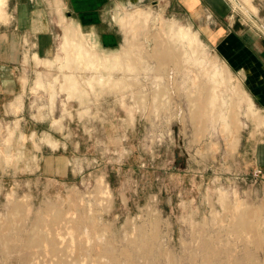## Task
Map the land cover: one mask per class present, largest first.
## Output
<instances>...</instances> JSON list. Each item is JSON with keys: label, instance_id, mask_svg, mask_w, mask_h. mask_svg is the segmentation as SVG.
<instances>
[{"label": "rangeland", "instance_id": "rangeland-1", "mask_svg": "<svg viewBox=\"0 0 264 264\" xmlns=\"http://www.w3.org/2000/svg\"><path fill=\"white\" fill-rule=\"evenodd\" d=\"M133 1L111 8L119 45L94 32L93 50L113 53L83 60L62 51L66 23L79 24L64 14L52 12L51 50L0 21V264H264V120L248 115L242 72L184 14ZM227 1L234 27L264 37V0H251L253 17ZM180 26L200 45L167 40ZM97 58L100 72L84 68ZM224 63L232 82L212 112L209 70ZM229 109L243 123L236 143L219 116Z\"/></svg>", "mask_w": 264, "mask_h": 264}, {"label": "crops", "instance_id": "crops-1", "mask_svg": "<svg viewBox=\"0 0 264 264\" xmlns=\"http://www.w3.org/2000/svg\"><path fill=\"white\" fill-rule=\"evenodd\" d=\"M162 1L167 8L187 16L189 23L196 26L199 34L227 60L230 67L242 72L243 82L253 95L255 99L252 98L253 101L259 109L261 107L264 110V37L250 28L234 27L232 9L227 0ZM131 2L134 3L133 0ZM123 3L125 7L130 6L127 0H6L4 6L7 14H4V19L0 21H6L9 17V21L14 23L13 29H5L7 34L13 35L18 32L21 38L28 32L39 34L40 48L51 50L49 24L52 12L57 17L64 14L67 19H73L79 24L66 23V33L62 37V51L65 54H75L77 52L75 40L80 38V40L84 39V44L83 50L81 48L79 52L88 54L86 48L95 44L96 38L100 44L108 48L118 44L117 31L110 26L114 19L111 8ZM114 17L123 22L124 16L114 14ZM72 32L77 33L76 37L68 34ZM95 51L98 54L113 53V51ZM116 52L125 54L124 49L115 50ZM33 53L39 55L37 51H32L30 56ZM62 85L69 88L67 89L69 95L71 88H74L75 92V87L78 86L77 80L74 79L64 80ZM245 141H248V138ZM254 153L261 156L264 166V140L255 143Z\"/></svg>", "mask_w": 264, "mask_h": 264}, {"label": "bare ground", "instance_id": "bare-ground-1", "mask_svg": "<svg viewBox=\"0 0 264 264\" xmlns=\"http://www.w3.org/2000/svg\"><path fill=\"white\" fill-rule=\"evenodd\" d=\"M136 1H140V0H136ZM232 1H233V4H234V7L238 8L240 10H243L250 17H253L255 15L256 7L253 5V3L251 2V0H232ZM1 2H4V0H2ZM129 2H131V1L128 0V3ZM128 17H130V16H128ZM137 17H139V13H137ZM176 31L177 32L174 33L171 36V38L167 35V33L165 34L163 32V34H165L167 40H171L172 41V38H175V39L185 40V41H187V44H189V43L191 44V43L194 42V43H198V45H200L199 44V40H198L197 33H195L189 27H187V26L186 27L180 26L178 28V30H176ZM94 47H95V44H92V45H88L86 49H87L88 52H90L91 50H93ZM201 48L204 49L203 46H201ZM95 50L96 49L93 50L94 51V54H98ZM168 51H169V49L167 47L165 48L164 46H163V50H159V49L156 50L157 53H160L161 52L162 57L164 55L170 56V54H169ZM82 55L83 54L80 53L79 50H77V52L75 54L73 53V57H76L79 60H83ZM117 56L118 55H113V59L116 60ZM107 59L110 60L109 57L105 56L104 61H107ZM199 61L202 62L203 61V58H201ZM99 62L100 61H99L98 58L96 60H94V61H91L90 60V62L89 61H84V65H85L84 68H86L88 70H90V69H96L97 71L100 72V70L103 68V65L102 64L99 65ZM215 66L216 67H212V69L209 70L211 85H210V88H209V91H208V95H207L208 98L205 101L207 103V105L211 108L212 112H214V109L216 107V104H218L217 103L216 87H218V85H220L225 80L227 81V83L228 82H232V79H231L232 77H231V75L229 73L230 71L227 68V65L225 63L220 68L216 64H215ZM124 69H130V68L129 67H125ZM130 70H132V69H130ZM218 70H219V73L222 74L221 75V80H218L217 79ZM95 78L97 80H101L102 79L101 74L100 73H97ZM233 87H235L236 89L237 88L239 89V83L236 82L233 85ZM72 92H73V89L71 88L70 94H72ZM243 94L245 95V99L247 101V112H248V115L250 117H252V119L256 118V119H259L260 121L264 120V116H262L260 114L259 108L255 105L253 99L251 97H249L246 94V92H244V91H243ZM218 102H219V100H218ZM216 111H217V109H216ZM231 113L232 112L229 109V111L220 112L219 113V116H220V118L222 120V124L224 125V126L223 125L222 126L224 127V129L227 132V134L230 136L231 142L236 143L237 140H238L237 131L242 127L243 123L241 121H237L236 118H233ZM48 141L50 142V144L55 145V143L53 144V141H51L49 139H48ZM236 222H238L239 225H242V224L245 223V218L244 217H240V219L238 221H236ZM234 224L236 225L235 222H234ZM244 255H245V257L247 259H249L251 257L250 256V253L248 251H246ZM202 264H210V263L209 262H205V263H202Z\"/></svg>", "mask_w": 264, "mask_h": 264}]
</instances>
